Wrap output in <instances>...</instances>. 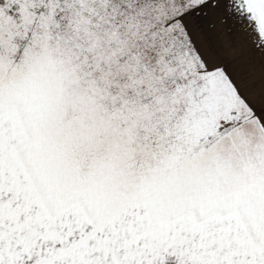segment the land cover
Segmentation results:
<instances>
[{
    "label": "snow or ice",
    "instance_id": "obj_1",
    "mask_svg": "<svg viewBox=\"0 0 264 264\" xmlns=\"http://www.w3.org/2000/svg\"><path fill=\"white\" fill-rule=\"evenodd\" d=\"M215 17L264 62V0H0V264H264V82Z\"/></svg>",
    "mask_w": 264,
    "mask_h": 264
},
{
    "label": "rangeland",
    "instance_id": "obj_2",
    "mask_svg": "<svg viewBox=\"0 0 264 264\" xmlns=\"http://www.w3.org/2000/svg\"><path fill=\"white\" fill-rule=\"evenodd\" d=\"M200 39L201 41L211 40L214 44L222 46L226 51H229L230 59L233 63L243 64L247 62L250 64L251 66L248 70L251 75L258 81L264 82V62H253L252 57L254 53L250 50V43L245 41L238 33L230 36L224 30V26L220 23L218 17L212 18L209 21V24L206 25L205 34ZM233 46L239 50L234 58L231 56V48Z\"/></svg>",
    "mask_w": 264,
    "mask_h": 264
}]
</instances>
